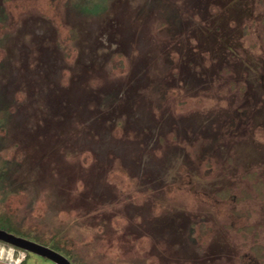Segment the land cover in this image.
<instances>
[{"label": "rangeland", "instance_id": "1", "mask_svg": "<svg viewBox=\"0 0 264 264\" xmlns=\"http://www.w3.org/2000/svg\"><path fill=\"white\" fill-rule=\"evenodd\" d=\"M0 218L72 264H264V0H0Z\"/></svg>", "mask_w": 264, "mask_h": 264}, {"label": "water", "instance_id": "2", "mask_svg": "<svg viewBox=\"0 0 264 264\" xmlns=\"http://www.w3.org/2000/svg\"><path fill=\"white\" fill-rule=\"evenodd\" d=\"M0 242L23 250L27 253L46 258L55 264H72V262L66 256L57 252L56 250L30 239L17 236L1 228Z\"/></svg>", "mask_w": 264, "mask_h": 264}, {"label": "trees", "instance_id": "3", "mask_svg": "<svg viewBox=\"0 0 264 264\" xmlns=\"http://www.w3.org/2000/svg\"><path fill=\"white\" fill-rule=\"evenodd\" d=\"M4 221H5V219L0 218V223H2L3 226L5 225V224H4V223H5ZM0 228L2 229V226H0ZM3 228H4V227H3ZM13 230H17V231L14 232ZM6 231H8V232H10V233H13V234H15V235H17V236H21V237H24V238L27 237L25 234H23V231H21L20 229H15V228H13L11 225L9 226V228L6 229ZM52 245L55 246V247H57L58 249L64 251V247L62 246V244L56 242L55 244H52ZM65 252H67L66 255H65V256H67V255H68V251H65Z\"/></svg>", "mask_w": 264, "mask_h": 264}, {"label": "bare ground", "instance_id": "4", "mask_svg": "<svg viewBox=\"0 0 264 264\" xmlns=\"http://www.w3.org/2000/svg\"><path fill=\"white\" fill-rule=\"evenodd\" d=\"M7 249H8V248H7ZM14 249H15V248H13V247L10 246V251H8L7 253H6V251H3V253H4L3 256L6 255V256H5L6 259H7L8 261H11L10 264H20L21 261H20V260H17V259L14 257Z\"/></svg>", "mask_w": 264, "mask_h": 264}]
</instances>
